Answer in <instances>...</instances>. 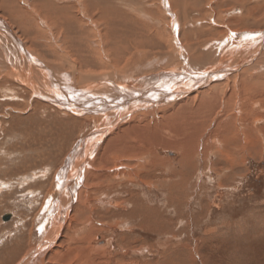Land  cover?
Wrapping results in <instances>:
<instances>
[{
  "label": "rangeland",
  "instance_id": "obj_1",
  "mask_svg": "<svg viewBox=\"0 0 264 264\" xmlns=\"http://www.w3.org/2000/svg\"><path fill=\"white\" fill-rule=\"evenodd\" d=\"M120 1L118 2L123 10L127 8L139 14L142 21L145 19L147 5L156 10V5L160 2ZM220 1L192 0L191 6L186 9V19L181 17L180 23L183 25L180 24L181 30L176 29L177 39L183 46L187 64L191 65L192 60H199V57L191 55L188 47L205 40L210 45L216 40L221 41L227 30L235 34H258L264 40V0H247L249 3L243 5L241 0H228L225 5L224 1L219 4ZM65 4L58 0H0V20L15 31L24 51L27 50L28 55L44 65V68L48 67L61 85L64 84L63 79L72 73L71 70L79 69L78 72L86 76L82 78L88 79L92 75H108L111 70H145L147 73L139 75L143 78L151 73L150 70L160 75L163 70L167 74V70L183 66V62L180 65L178 60H173L174 57L172 60L168 59L173 54L172 42L169 40L166 19L160 16L159 24L154 23L153 16H149L150 22H146L143 30L139 29L141 39L154 48H151L152 51L142 50L143 55L146 52L149 58L145 54L147 63L138 67L139 69L131 65L133 62L131 58H127L128 55L122 58L116 56V65L112 62L109 71L102 68L104 63L100 62V57L98 59L96 46L99 42L98 29L103 32L102 24L96 25L95 31L91 27L77 25L76 29L78 27V32H82V35L74 44L81 45L80 53L78 49L75 52L69 48L70 46L68 48L72 53H69L70 50L64 46V34L60 35V30L54 29V33L51 32L50 36L55 35L52 41L46 31H42L44 27L40 20L36 23V30L40 29L39 32L43 33H37L30 22L34 19L31 17V9L40 10L45 16L55 17V12L62 9L60 5ZM242 6L249 8L248 16ZM178 11L183 12L181 8ZM241 15H245V19L239 20ZM235 17L239 19L234 20ZM191 30L194 32L191 33ZM198 31H203V34H198ZM25 33H31V39L35 38L31 40ZM103 36L106 37L104 33ZM49 42H53L52 47ZM222 43L225 44L220 49H211L214 52L211 61L199 60V68L194 66V70L202 71L203 68L218 66L220 62H217L216 55L226 59L224 52H229L226 50L229 43L223 40ZM18 50L8 34L0 35V264H21L26 256L32 259L41 250V244L56 231L60 220L50 219L53 216L50 203L55 201L57 188L64 180L67 162H72L70 168L67 167L68 174L72 171L71 166L79 159L72 160L71 156L96 126V122L87 120L85 115L65 110L50 100L48 95L47 98L38 95L27 82L21 83L15 75L20 76L22 71L25 73L29 70L32 80L36 78L37 81L41 76L36 75L37 70L28 68L27 62L21 58L22 52ZM82 50L84 53L87 50L88 53L84 54ZM81 54L86 57L93 55L89 58L96 60H92L95 65L87 66L85 62L81 65L79 62L84 57L80 61L78 56ZM237 55L241 53H236V57L231 54V63H238L243 57ZM69 61L72 66L68 64ZM124 62L130 63L129 66H124ZM79 66L84 67L81 69ZM89 67L91 68L86 70ZM162 82L164 83L162 80L160 85ZM37 84L40 83L37 81ZM77 85L84 86L85 83ZM253 100L252 105L261 106L258 99ZM236 102L235 99L232 106ZM217 112L222 117L218 113L211 116L190 137L184 164H179L180 152L160 145L154 146L149 153L156 162L146 168L138 166L140 152H133L134 158L129 161L120 157L111 160V152L105 156L106 161H112L105 164L108 172H88L86 186L84 183L79 184L69 213L63 218L64 232L54 243V255L47 249L40 254L36 264H264V118L258 117L261 120L252 124L263 135L259 133V137V134L250 131L249 138H253L250 140L238 132L242 123L233 118L232 107L229 112L225 107L219 108ZM261 113H264V109ZM157 114L161 118L159 123L167 118L160 112ZM231 114L233 120L229 122L227 117ZM219 127L222 130L217 137H222L220 143H212L213 132ZM234 136L239 141L238 144L230 142ZM197 138L202 144L200 148L194 145ZM84 152L82 149L81 156ZM67 195L64 194L63 198L65 196L66 199ZM114 202L122 207H112ZM5 215L10 216L8 221L2 220ZM70 221L73 222L72 229L84 228L81 236L86 235V240L66 241L71 236L68 228ZM76 248L88 250L90 259H71L70 252Z\"/></svg>",
  "mask_w": 264,
  "mask_h": 264
},
{
  "label": "bare ground",
  "instance_id": "obj_2",
  "mask_svg": "<svg viewBox=\"0 0 264 264\" xmlns=\"http://www.w3.org/2000/svg\"><path fill=\"white\" fill-rule=\"evenodd\" d=\"M58 1H63L66 4L60 5L62 9L55 12V17L50 15L45 16L40 10H37V12L28 8L31 11L30 13H32L31 17H34L33 21H30L34 26V29L36 30V23L39 22L38 20H40L41 24L43 25L42 27H44L42 31H46V34H48L49 36L51 32L54 33V29L60 30V32H62V34L60 35L64 34L63 42L65 44L64 46H66V49H78V52L80 53L81 45L74 44V41L77 40L80 35H82V32H78V27L76 29V26L79 25L80 27H82L80 25L82 24L83 26L91 27L92 30L95 31L97 29L96 25L102 24L101 31L103 32H100V30L98 29L97 35L99 37V42L98 44H96V46L97 55H99L98 59L100 57V62L103 61L104 63L102 67L103 69L105 67L107 71H109L112 66L111 63H114L116 56L117 58H122L128 55L129 57L127 58L132 59L133 64L131 65L135 66L136 69H139L143 64L147 63V60L144 59L145 54L147 53L145 52V54L143 55V52L152 51L154 48H152V44L148 45L146 41L141 39V33L139 29L143 30V28L147 25L146 22H150L149 16L151 18L153 16L152 19L155 20L154 23L157 24L161 22V18L166 19L168 25L167 29L170 34L169 40L172 42L171 51L173 53L170 54L171 57L168 59L172 60V58L174 57L173 60H178L179 64L183 62V66H178L177 69H174L172 71L167 70V74H164L165 71L163 70L164 72L162 71V74L160 72V75H158V73L156 74L155 72H152L153 70H150L151 73H149L148 75H144L143 78H140L141 76L139 75L147 73L144 72L145 70H111L108 75L100 74V76L98 77H93L92 75L89 79L82 78L83 73H79V69L78 71L71 70L72 73L69 76L67 75V78L63 79V87V85H61V82H58L57 79L53 77L52 72L48 70V67L44 68V65L42 66L41 63L34 60L35 58H32L30 57V55H28L29 53L26 52L27 50L24 51L23 44L17 38L18 35L16 36L14 34L15 31L13 32L8 24L0 20V35H3V33L8 34L10 38L13 39L20 52H22L23 56H21V58H23L27 62L29 66L28 68L30 69L31 67L32 70H37L36 72L38 74L36 75L41 76V79L37 80L41 85L37 84L36 78L32 80L33 76L29 72V70L25 73L24 71H22L20 76L15 75V77L18 78L21 83L23 81L27 82V84L32 89L34 88V91H36L38 95L40 94L46 98L48 95L49 99L54 101L61 108L75 112V114L80 116L85 115V118L87 120L96 122L95 129L93 130L91 135L86 140H83L80 143L78 150H76V152H74L71 156L72 160L75 158L77 159L78 157L79 159L76 162L74 161V166H71V168L73 167L72 171L70 170L68 174L66 172L70 168V163L72 162H67L68 165H66L63 173L64 180L61 183V186H58L57 188V194L55 196L56 198L54 199L55 201L53 200L54 202L50 203V211L53 213V216L51 215L50 219L53 218L54 220H60V224H57L56 231L46 239V242L44 241L43 244H41V250L37 251L32 259L29 256L24 257L20 262L21 264H36V261H38L40 258V254L45 252L47 249H49V252L54 255V249L56 247L54 243L56 239L61 235L62 231L64 232V228H62L64 224L63 218L69 213V209L72 206L71 201H73V195L77 192V187L79 186V184L84 183V185L86 186L85 182L89 171H93L94 174H100L104 170L108 172L107 166L105 165L107 164V162L115 160L118 157H120L124 161H129L134 158L133 152H140V161L138 166L144 168L149 167L150 165H154V163L156 162L154 157L149 153L152 152L154 146L158 145L168 149L173 148L174 150L180 152L181 159L179 160V164H184L185 157H187L188 155V141L190 137L193 134H196L199 125H201L203 121H209L210 117L216 115L218 113V109L221 107H225V110H227V112H229V109L232 107V112L234 113L235 117H233L232 114L229 115V117H227L228 121L231 122L233 120V117L234 119L242 123L240 124L241 128L238 132H240L242 136L248 139H250V131H254L255 134H261L260 129H254L252 124H257L261 120L258 117L264 118V113H261V111L264 109V40L262 39L261 35H249L248 33L235 34V32L227 30L225 38L223 37L224 39L222 40L229 43V46L226 47V50L230 53L224 52V55H226L229 59H224L220 55H216L217 62H220L219 65L217 64L218 66L209 68L207 67L205 69L203 68L202 71L194 70V66L199 68V62H201L199 60L208 59L211 61V56H214V52L211 49L216 47L220 49L221 46L225 43H222V40L214 41V44H211L212 46L208 44L206 40L205 42L200 41L201 43L195 42L196 44L194 43L191 46L187 43L190 48L188 46L187 47L189 50H191L192 54L190 52L189 53L191 55L199 57V60L197 61L192 60V66L190 64H187V61L185 60V52L183 51V46H181L180 41L177 39V34L178 30H181L180 26L183 25L180 23V19L181 17L186 19V9H188V6H191L190 1L192 2V0H160L159 4L156 5V10L154 9V7L150 8V6L147 5V8L145 7L146 15L145 19L143 18V21L139 19V14L132 12L127 8L126 10H123L121 8L120 0H118L120 2L116 0ZM222 1H224L225 5L228 0H221L219 4H221ZM236 2L237 1H235V3ZM241 2L243 5L248 1L241 0ZM180 8L183 11L182 13H179L178 11L180 10ZM242 9L248 16L249 8H247V6H244ZM64 10L67 12V14H65ZM159 16L161 18H159ZM241 16L240 19L239 17H235L234 20H236V18L237 20L245 19V15ZM85 30L87 31V28ZM39 31L40 29L38 31L36 30L37 33H43ZM182 31L181 33H183ZM187 31L184 33H187ZM192 32L194 31L191 30V33ZM199 32L203 34V31H198V34H200ZM103 33L104 35H106V37L103 36ZM25 34L26 36L32 35L31 33ZM46 34L45 36H48ZM100 34H102V36L104 37L102 38L104 39L103 41L102 39H100V37H102ZM54 37L55 35L53 34V36H50L49 40L54 41ZM58 37L61 36L58 35ZM27 38H30V36ZM33 38L35 37H32V39ZM82 38L84 37L82 36ZM30 39H28V41ZM211 41L213 40H210V42ZM49 43H51L52 47L53 42ZM88 46L90 45L88 44ZM198 46L200 48H197ZM205 46L207 47L205 48ZM236 49H238V52H236ZM58 50L60 49L58 48ZM200 50L204 53L201 54ZM222 51H225V49ZM70 52L71 50L69 51V53ZM86 52L87 50L85 51V53ZM89 52L91 51L89 50ZM232 53L235 54V57L236 53H241L243 57L241 55H237L239 57L241 56L242 58L238 63L233 64L231 63L230 59ZM82 54L78 56L80 61L84 56H82ZM76 55L75 57H77ZM84 57L83 61L79 62L81 63V65L82 62H85L84 64H86L87 66L95 65L93 61L96 62V60H93V57L91 59L88 56L86 57V55ZM218 57L219 59H217ZM7 58L8 57H6V59ZM262 58L263 60H261ZM19 61L20 59L18 60V62ZM70 62L71 61H69L68 64L72 66V62ZM129 64L124 62V66H129ZM162 64H164V62ZM99 65L97 67H100ZM80 67L81 66H79V68ZM83 67H81V69ZM131 67L128 68L130 69ZM90 68L91 67L87 68L86 70ZM257 68L259 70H256ZM99 69L101 70V68ZM84 70L85 69H83V71ZM87 72L88 71H86V73ZM89 74H87V76ZM134 75L136 77H134ZM83 77L86 76L84 75ZM120 77L121 80H119ZM162 80L164 81V83L162 82L163 84L160 85V82ZM79 83H81V85H84L85 83V85L78 86L77 84ZM235 99L237 100V102L232 106ZM253 99H258V104H260L261 106L252 105L251 103H254ZM246 103H248V105ZM243 108L245 110H243ZM254 109L260 111H253ZM157 112H160L162 115L167 117L166 119L160 121L161 124L158 121L161 120V118H158L159 116ZM220 115L222 117V114ZM143 118L144 120H142ZM248 121H253V123H249ZM221 132L222 130L220 129V127L219 129L214 130V137L211 140L212 143H220V138L222 137H217ZM231 139L232 141L229 140L230 142L238 144L239 141L236 140L235 136ZM194 145L200 148V146L202 145L200 139L197 138ZM82 149L86 153L84 152L81 156ZM110 152V156H112V158L111 160L106 161L105 156L109 155ZM113 153L114 155H112ZM120 162H118L117 164L119 165ZM64 194H68L66 196V199L65 196L63 198ZM111 205L112 207L117 209H120L122 207L121 204H116V202ZM72 223L73 222L70 221L68 224V228L71 230V236H69L66 241L68 240L81 242L82 240H86V235L83 237L81 236L83 235L84 228L78 230L72 229ZM115 224H117V222ZM82 251L86 252L84 253ZM58 252L60 253V250H58ZM70 255L71 259H74V261H77L78 259H90V252L86 249L76 248L70 252Z\"/></svg>",
  "mask_w": 264,
  "mask_h": 264
},
{
  "label": "water",
  "instance_id": "obj_3",
  "mask_svg": "<svg viewBox=\"0 0 264 264\" xmlns=\"http://www.w3.org/2000/svg\"><path fill=\"white\" fill-rule=\"evenodd\" d=\"M9 218H10V216H9V215H5V216H3V217H2V220H3V221H8V220H9Z\"/></svg>",
  "mask_w": 264,
  "mask_h": 264
}]
</instances>
